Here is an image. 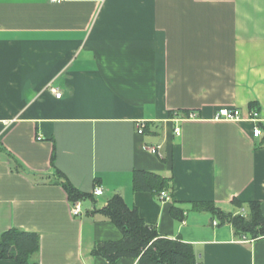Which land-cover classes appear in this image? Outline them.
<instances>
[{
  "label": "crops",
  "instance_id": "obj_1",
  "mask_svg": "<svg viewBox=\"0 0 264 264\" xmlns=\"http://www.w3.org/2000/svg\"><path fill=\"white\" fill-rule=\"evenodd\" d=\"M223 107L245 119H216ZM251 110L264 124V0H0V234L37 232L39 264H109L92 251L123 236L99 211L119 193L199 264H264V237L238 242L192 207L264 213ZM136 170L171 179V199L134 191ZM58 172L90 196L81 215Z\"/></svg>",
  "mask_w": 264,
  "mask_h": 264
},
{
  "label": "trees",
  "instance_id": "obj_2",
  "mask_svg": "<svg viewBox=\"0 0 264 264\" xmlns=\"http://www.w3.org/2000/svg\"><path fill=\"white\" fill-rule=\"evenodd\" d=\"M264 141V124H261ZM59 173L62 185L67 190L72 202L90 197L77 190L64 174ZM134 191H147L158 195L161 191H169L171 179L162 174L136 170L133 175ZM194 210L211 211L219 215L222 223L225 219L231 223L234 232L252 239L264 237V213L260 202L248 203L236 214H223L211 202H194ZM116 224L122 231V238L117 241H98L92 253L101 255L116 264L123 257L136 260V264H197L198 257L194 246L182 239H172L159 233L154 225L147 223L140 215L136 206H129L121 194L112 196L99 210ZM176 211V209H174ZM178 211V210H177ZM177 218L184 217V211L179 210ZM177 213V212H176ZM40 251V236L37 232L26 231L12 227L0 234V259L13 258L17 264H39L34 256Z\"/></svg>",
  "mask_w": 264,
  "mask_h": 264
},
{
  "label": "built area",
  "instance_id": "obj_3",
  "mask_svg": "<svg viewBox=\"0 0 264 264\" xmlns=\"http://www.w3.org/2000/svg\"><path fill=\"white\" fill-rule=\"evenodd\" d=\"M52 91L54 93H56L57 97H60L62 95V93L57 89V88H52ZM196 116V114L194 112H191L188 116H184L182 118H178L176 119L177 121H181L184 118H194ZM216 119L219 120H228V121H237V120H244L245 117L242 113V111L239 108H228V107H223L220 108L215 115ZM247 119H249L250 121L254 122V128H253V134L254 136L258 137L262 134V129L261 127L258 125L259 122L262 121V119L259 116V112L258 110H251L249 112V116L247 117ZM144 128H145V124L140 123L138 125V132L139 133H144ZM175 133L176 135H180L181 134V127L180 126H176L175 127ZM159 149H160V145H154V146H148V150L153 153V154H159ZM103 188L101 186H96L93 190V194L95 196H100L103 194ZM159 197L161 199H165V200H170L171 199V195L167 190L161 191L159 194ZM72 215L73 216H79L81 215V213L83 212V208H82V200H76L74 202H72V209H71ZM213 225L214 226H218L219 225V221L218 220H213ZM252 239L247 238L246 236H242L240 238L237 239L238 242H248ZM199 264V263H197Z\"/></svg>",
  "mask_w": 264,
  "mask_h": 264
}]
</instances>
